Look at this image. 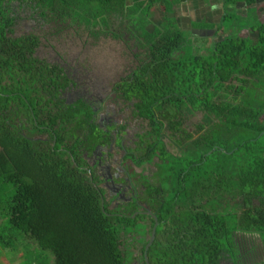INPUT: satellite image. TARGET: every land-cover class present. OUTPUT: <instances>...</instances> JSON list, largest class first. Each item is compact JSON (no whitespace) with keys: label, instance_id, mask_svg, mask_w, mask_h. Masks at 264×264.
<instances>
[{"label":"flooded vegetation","instance_id":"af4514ba","mask_svg":"<svg viewBox=\"0 0 264 264\" xmlns=\"http://www.w3.org/2000/svg\"><path fill=\"white\" fill-rule=\"evenodd\" d=\"M193 1L181 3L172 13L158 6L144 22L117 13L94 22L84 14H62L33 0L0 2V37L18 41L0 48L4 63H17L15 74L6 65L0 84L12 91L15 82L10 76H15L19 88L14 94L28 102L32 98L33 104H28L32 115L44 123L30 132V125H23L25 112L17 108L14 115L21 119V133L31 135L27 138L34 142L40 140L45 148L60 146L88 178L102 211L123 225L120 241L133 264H149L148 252L157 241L158 228L177 221L173 215L184 206V197L216 194L214 185L201 186L200 192L191 185L186 191V178L197 160L194 154L206 147L213 149L203 156L215 150L207 139L214 138V123L220 121L214 111L188 104L191 94L199 96L198 85L186 88L185 95L176 93L178 87H168L173 83L167 63L178 62L181 69L186 56V50H177L168 58L164 29L168 23L189 39L195 58L211 55L215 45L230 35L220 27L225 13L219 26L212 23L209 28H200L201 23H211L205 15L189 21L173 16ZM29 76L36 82L30 97L23 94ZM164 88L184 104L171 106L167 102L171 95ZM14 106L9 110L13 112ZM9 110H2L4 116L12 114ZM217 194L225 198L218 211L227 210L241 219L247 207L238 198L233 201L229 192ZM214 208L206 209L213 215ZM227 239L219 250V264H264L259 235L237 227L232 235L234 249Z\"/></svg>","mask_w":264,"mask_h":264},{"label":"trees","instance_id":"16d2710c","mask_svg":"<svg viewBox=\"0 0 264 264\" xmlns=\"http://www.w3.org/2000/svg\"><path fill=\"white\" fill-rule=\"evenodd\" d=\"M33 1L62 14H84L94 22L112 13L137 16L144 22L158 6L172 13L190 0ZM257 3L224 1L229 10L220 27L233 21L236 24L228 25L233 31L226 28L230 35L218 42L209 56L193 57L185 34L171 23L164 28L168 58L171 51L186 50L181 69L178 62L167 63L169 83H173L169 89L178 87L175 92L185 95L186 88L198 85L199 96L191 94L188 104L214 111L220 121L214 123V138L207 139L215 150L203 156L213 149L206 147L201 154H194L197 160L189 166L186 191L191 185L198 192L201 186L214 185L216 194L210 198L184 197V206L173 215L177 221L158 228L157 241L148 252L149 264H219L225 240L228 238L226 243L232 249L236 246L232 235L237 227L259 235L264 245V21L258 17ZM239 4H244L246 15L238 13ZM17 44L3 34L0 37V48ZM6 65L9 72L16 73L15 60L9 64L0 59V74ZM27 79L23 94L30 97L36 82L31 76ZM10 80L15 82L12 91L0 84V248L14 249L19 237H27L40 252L37 264H133L120 241L123 225L102 211L88 178L60 146L45 148L40 140L34 142L27 138L31 135L21 133V119L14 115L17 108L25 112L23 125L26 128L29 124L30 132L44 123L32 115L28 106L33 104L32 98L28 102L14 94L19 88L16 77L10 76ZM166 94L171 95L167 100L171 106L184 104L172 91L166 90ZM12 104L13 112L9 110ZM1 109L12 114L4 116ZM218 192H229L233 201L238 198L247 207L241 219L227 210L218 211L225 201ZM209 205L215 207L213 215L207 212ZM28 257L25 264H34L35 257Z\"/></svg>","mask_w":264,"mask_h":264},{"label":"rangeland","instance_id":"374dc122","mask_svg":"<svg viewBox=\"0 0 264 264\" xmlns=\"http://www.w3.org/2000/svg\"><path fill=\"white\" fill-rule=\"evenodd\" d=\"M207 1V2H206ZM225 0H194L192 4H183L180 6L176 11L178 15L176 16L178 19L180 16L181 20L189 21V19L194 16L197 18H200L201 16H206L209 19V23H201L200 28H209L212 27V23L216 24L217 26L220 25L221 20L224 17V13L226 10H229V8H224L222 3H224ZM206 3V4H205ZM210 5V6H209ZM224 8V9H223ZM225 10V11H224ZM257 14L259 19L264 21V0H258L257 3ZM238 13L245 14L246 8L244 4H239L237 7ZM231 13H233L231 11ZM158 17V14L157 16ZM235 25L236 22L233 21V23H227L226 27L230 31H233V27L230 28L228 25ZM222 34V33H221ZM219 34V35H221ZM264 77V74H262ZM2 221L0 220V226L2 225ZM40 254L38 251L37 246L27 237H19L16 240L15 248L12 249H1L0 248V264H25L26 259L27 262L29 261V257L32 258V260L35 257L34 264H37L36 257ZM26 262V263H27ZM50 264H52V261H50Z\"/></svg>","mask_w":264,"mask_h":264}]
</instances>
